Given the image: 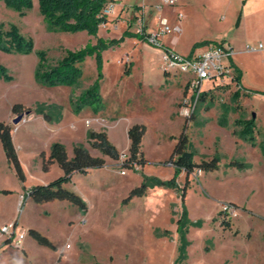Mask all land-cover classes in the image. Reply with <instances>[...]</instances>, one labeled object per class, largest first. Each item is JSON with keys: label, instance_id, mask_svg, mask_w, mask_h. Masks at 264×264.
<instances>
[{"label": "rangeland", "instance_id": "1", "mask_svg": "<svg viewBox=\"0 0 264 264\" xmlns=\"http://www.w3.org/2000/svg\"><path fill=\"white\" fill-rule=\"evenodd\" d=\"M135 1L119 7L120 0H110V22L101 26L99 36L119 39L125 30L137 32L145 23L141 9L148 6L147 22L154 30H158L161 16L171 25L183 27L176 45L182 53L188 52L192 41H199V48L224 37H243L236 25L242 0H179L178 5L163 6L162 0ZM0 21L17 24L34 40L30 53L0 49V63L13 76L11 80L0 77V121L12 128L25 174L24 180L17 175L0 139V264H264V41L249 43L253 47L241 54L245 84L252 90L246 99L239 89L240 108L235 109L238 87L227 76L206 89L208 97L214 94V106L200 109L190 119L196 160L210 158L218 150L219 169L192 172L184 199L187 178L182 172L176 186L160 187L148 180L144 196L124 201L141 183L143 174L164 180L172 177L174 167L166 161L176 141L173 136L180 134L187 118L182 114L181 94L188 75L165 72L162 48L127 36L103 49L104 108L96 113L88 106L77 113L70 98L94 83L96 57L88 56L82 63L83 75L77 85L47 86L36 78L37 51L45 50L48 62L54 65L67 49L96 44L97 38L87 31L50 29L39 0H34L25 15L2 1ZM127 65L131 66L129 73ZM209 85L212 83L205 86ZM18 102L32 110L38 103H56L62 106L63 117L61 122H48L42 114L24 112L15 123L20 114L12 107ZM253 115L258 127L252 135L256 142L252 147L241 138L242 126L236 121ZM138 122L147 126L143 150L148 163L144 168L129 169L107 156L104 166L76 173L66 184L87 201L86 214L68 200L38 203L28 196L31 186L48 183L63 173L57 162L49 170L43 169V154L48 156L54 141L66 142L72 154L73 141L85 143L88 129L106 130L117 148L126 151L128 127ZM235 158L252 167L232 164ZM184 210L192 223L185 255L179 258L177 227ZM11 224L9 232L2 231L4 225ZM30 228L49 237L55 246L40 244ZM158 229L170 233L162 235ZM21 233L25 237L19 240Z\"/></svg>", "mask_w": 264, "mask_h": 264}, {"label": "trees", "instance_id": "2", "mask_svg": "<svg viewBox=\"0 0 264 264\" xmlns=\"http://www.w3.org/2000/svg\"><path fill=\"white\" fill-rule=\"evenodd\" d=\"M8 7L17 10L21 15H25L28 9L34 5V0H0ZM110 0H39L40 12L47 23V26L52 30H61L68 32L87 31L88 34L97 38L96 44L87 43L85 47L77 50L67 49L64 57L56 64L52 65L48 62L47 52L38 50L37 54L39 61L36 68V78L44 85L58 86L70 85L74 86L80 82L83 75L82 63L88 56L96 57L97 77L94 83L87 89L81 92L78 97L71 96L70 101L73 110L77 113L81 112L85 107H91L94 112L98 113L103 108V98L101 94V85L104 78V56L103 49L117 45L123 41L125 37H138L146 40L149 32L141 34L138 32H130L126 30L119 39L98 36L101 25L107 24L110 21L107 12ZM147 30V26H144ZM198 43L195 44L197 46ZM0 49L6 52L30 53L34 50V40L31 36L23 34L17 24L6 23L0 21ZM231 65L234 68L232 81L237 85L238 89L234 93L235 101H237L236 110L240 108V88L241 86V70L231 59ZM125 71L129 73L131 66L127 65ZM166 74V73H165ZM0 77L6 80H11L13 76L8 72L5 65L0 63ZM210 91H202L197 105L191 115L186 118L183 125V130L175 138V144L169 159L166 162H171L174 167V173L171 178L164 180L157 176H147L143 174L141 183L130 190L129 195L124 201L132 197H142L147 191L148 180L153 181L157 186H168L177 184V178L182 173H186V184L183 187V199L189 185V177L192 172L197 169L202 171H213L219 169L221 155L216 152L210 158L196 160V150L194 149L191 137L189 135L190 119L197 115V112L205 108L210 110L214 106V94L210 95ZM13 112L22 114L24 112H37L42 114L48 122L60 121L62 118V106L56 103L46 104L38 103L32 110L30 106L23 103H15L12 107ZM242 125L241 134L253 145L255 139L253 133L256 130V119H240L236 121ZM147 132V126L144 123H134L128 127V137L130 139L129 152L127 154L121 152L115 144L110 140L106 130L88 129L87 142L88 145L98 150L101 155H94L89 147L84 143H76L73 147V156L70 157L66 145L61 141H54L50 146V152L46 157L43 154V169L49 170L52 163L57 162L63 170V173L48 183H39L27 189V194L34 201L44 203L55 199L68 200L77 205L80 210L86 214L89 210V205L85 199L76 191L66 187V184L72 182L76 173H88L91 168L102 167L106 164L105 156L120 162L122 166L129 169H136L137 166L144 168L148 159L144 154L143 140ZM0 139L10 163L15 167L17 175L24 180L25 174L22 163L20 161L17 148L14 142L12 128L5 121H0ZM232 164L237 166L248 167L245 162L238 159H233ZM222 213V211H221ZM191 220L187 217V212L184 210L182 217L178 221L177 230L180 233V251L179 258L185 255L186 247L189 244L187 233ZM200 223L199 221L196 224ZM223 223L230 222L226 220ZM29 232L37 239L40 244L55 246L49 237L42 234L34 228H30ZM158 232L160 230L158 229ZM169 231L160 232L162 235H169ZM9 238L7 239V241ZM176 264V263H174Z\"/></svg>", "mask_w": 264, "mask_h": 264}, {"label": "built area", "instance_id": "3", "mask_svg": "<svg viewBox=\"0 0 264 264\" xmlns=\"http://www.w3.org/2000/svg\"><path fill=\"white\" fill-rule=\"evenodd\" d=\"M177 0H162V4L174 5ZM109 12V9L107 10ZM182 13L179 12V17ZM158 30L148 31L144 30L145 23L137 31L145 34L149 32L147 41L162 48L161 60L163 69L167 73H183L187 74L186 91L182 102V114L186 117L190 116L197 105L199 96L202 91L210 89L213 84L224 77H231V59L234 54L232 46L226 42L211 43L204 51L186 55L177 52L171 47L163 44L162 36L170 34L177 36L181 31L179 24L171 25L167 17H160ZM249 48L253 46H248ZM206 83H212V86H205ZM171 163V162H170ZM172 164V163H171ZM202 172L201 169H197ZM125 173V171H122ZM13 227L11 225H4L2 231L9 232ZM25 237L24 233L19 234L18 239L22 240Z\"/></svg>", "mask_w": 264, "mask_h": 264}, {"label": "crops", "instance_id": "4", "mask_svg": "<svg viewBox=\"0 0 264 264\" xmlns=\"http://www.w3.org/2000/svg\"><path fill=\"white\" fill-rule=\"evenodd\" d=\"M132 2L136 3L135 0H120V3L118 6L119 7L123 6L126 3L131 4ZM242 3H243V7H242L240 13L238 14V17L236 20V25H237L238 29L243 31V37L241 39L224 37V38L220 39V41H218V42H226L230 46H232V48L234 50L232 60L241 70V86H242L241 89L243 90V93L246 94V99H247L250 97V94H251L250 90H252V89L245 84V69H244L243 61L241 60V54L244 53L245 50H247L248 46H252L249 43H253V42H257V41H260V42L264 41V0H242ZM178 4H179V0H177L176 5H178ZM160 5L163 6L162 3H160ZM141 11L144 13L143 17H144L145 25L147 26V30L153 31L154 27L150 26L149 23L147 22L148 6L144 7V9H141ZM122 17H124V14H122ZM101 26H100V28H101ZM180 27H181V31H182L183 27L181 25H180ZM250 29H251V31H250ZM99 32H100V29H99ZM99 32H98V36H99ZM140 40H143V39H140ZM162 41H163V44H165L167 47H171V48L175 49L177 52H179L181 54H186V55H192V54L200 53V52L204 51L211 44V43H206V44H203L201 47L198 48L197 46H195V44L198 43L199 41H192V43L188 49V52L182 53L176 49V45L179 42V35H177V36L170 35V34L164 35V36H162ZM261 45H262V43H259V46H261ZM231 72H232L231 77L230 76L229 77L232 79V74L234 72V68L232 65H231ZM185 91H186V84H185V88L182 90V94H181L182 96L184 95ZM207 91H209V90H207ZM241 96L242 95L240 93V98H241ZM178 103L181 104V100H179ZM253 116H254L253 118H255V115H253ZM62 117H63V112H62ZM257 127L258 126H257V122H256V130H257ZM241 138L248 141L242 134H241ZM63 143L66 145L69 156L72 157L74 145L76 143H84V142L73 141V143H72V154H71L70 149L68 148L66 142H63ZM84 144H86L89 147L88 142H87V134H86V140H85ZM127 144H128V149L126 151H124V150L121 151L125 154H127L129 152V147H130L129 137L127 138ZM250 144L252 145V147L254 146L252 143H250ZM89 149H90V147H89ZM94 150L96 151V153L90 149V151L94 155H101V153L98 150H96V149H94ZM47 154H48V152H47ZM106 157L107 156H105V158ZM235 159H238V158H235ZM238 160H242L243 162H245L243 159H238ZM106 161H107V158H106ZM245 164L248 165V168L252 167L251 163L248 164L247 162H245Z\"/></svg>", "mask_w": 264, "mask_h": 264}, {"label": "water", "instance_id": "5", "mask_svg": "<svg viewBox=\"0 0 264 264\" xmlns=\"http://www.w3.org/2000/svg\"><path fill=\"white\" fill-rule=\"evenodd\" d=\"M22 118H23V114H20L19 116H17V117L14 119V122L17 123V122H19Z\"/></svg>", "mask_w": 264, "mask_h": 264}]
</instances>
